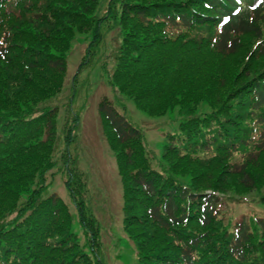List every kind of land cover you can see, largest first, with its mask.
Instances as JSON below:
<instances>
[{"label": "trees", "instance_id": "1", "mask_svg": "<svg viewBox=\"0 0 264 264\" xmlns=\"http://www.w3.org/2000/svg\"><path fill=\"white\" fill-rule=\"evenodd\" d=\"M16 1L17 14L0 18V264H90L82 259L87 254L74 249L67 232L68 219L59 215L58 203L49 200L39 206L40 190L37 195L30 189V176L24 172V162L49 146L51 139L44 137L45 130L52 134L51 123L44 124L46 115L37 108V83L64 73V56L76 32L90 31L92 46L100 41V31L106 26L117 27L115 34L117 40H122L121 49L134 35L137 49L161 44L184 56L182 51L191 53L194 47L208 46L218 56H226L222 60H228L240 50V37L261 38L264 6L253 13L245 8L234 16L233 0H110L106 12L96 15L100 0ZM224 17L229 20L220 25ZM135 51L122 49L113 78L119 74L121 78H144L147 73L145 78L163 76L175 83L165 70H146L144 66L133 70L130 61L136 58ZM25 53L34 57L20 62ZM261 57L264 48L247 56L248 70L242 72V78L246 74L247 79L242 84L222 85L225 99H203L216 111L200 114L196 116L200 121L183 127L186 138L181 139L182 145H166V169L158 172L142 166L128 174V193L137 188L141 198L137 212L127 216L129 223L138 221L136 229H146L151 237L159 239L155 241L161 246L160 252L147 254V264H264V219H257L253 229L244 220L224 222V213L218 207L222 197H226L225 190L207 185L205 179L209 170L212 176L207 178L214 177L219 182L225 176L222 185L236 179L241 190L251 189L257 180L264 181V174L255 169L256 157L250 154L246 142V122L251 120L261 130L253 147H257V156H264V69H254L248 62ZM53 87L46 89L49 95ZM176 89L166 100L170 101L167 107L178 98L180 88ZM30 97H34L32 102ZM19 102L20 107L15 108ZM45 112L48 117L49 110ZM100 112L124 149L139 138V131L113 110L107 112L101 107ZM198 139L212 148V156L202 157L198 150H189V143L201 145ZM132 157L125 154L126 167L132 164ZM169 160L183 161L202 172L199 177L187 178L179 168L170 166ZM44 161L37 157L32 167L39 169ZM19 195L27 197L17 208L15 197ZM261 202L264 204V194ZM50 205L54 207L47 209ZM131 210L128 206L127 211ZM125 223L128 227L126 217Z\"/></svg>", "mask_w": 264, "mask_h": 264}, {"label": "rangeland", "instance_id": "2", "mask_svg": "<svg viewBox=\"0 0 264 264\" xmlns=\"http://www.w3.org/2000/svg\"><path fill=\"white\" fill-rule=\"evenodd\" d=\"M109 4L110 0H100L94 13L97 15L106 10ZM115 35L109 26L104 27L100 43L90 48L91 33L76 32V42L67 52L64 62V73L46 82L36 81L38 85L34 89L39 93L35 97L37 108L46 115L44 124L51 123L52 134L48 135V129L45 130L44 137L50 136L51 139L49 146L24 162L27 165L24 172L30 176V189L37 195L40 190L39 206H44L49 200L58 203L59 215L68 219L70 227L67 232L74 249L80 248L87 253V257L82 259L89 260L90 264H147L148 261L144 262L147 254L160 252L161 246L155 241L159 239L151 237L146 229H136L138 221L133 219L132 225L129 223L127 216L137 212L141 198L137 188L128 193L127 176L142 166L158 172L166 169L165 157L169 150L165 141L171 143L173 136L180 135L177 128L181 124L189 128V123L201 120L196 116L214 114L212 112L216 110L203 99L212 100L219 96L225 99L226 91L222 85H240L247 79L246 74L242 78V72L248 70L246 56L257 40L240 37L242 46L237 54L222 60L226 56H218L207 46L201 49L194 47L191 53L182 51V56L173 47L161 44L137 49L134 35L129 37L122 49H137L136 58L130 61L133 70L136 66H144L146 70L149 67L165 70L168 78H174L175 83H170L163 76L145 78L147 73L144 78L143 75L140 78H121L120 74L113 78L116 58L122 51V40H117ZM248 62L254 69H264V57ZM52 86L49 95L46 89ZM177 87L180 88L179 96L171 107H167L170 101L166 100L177 91ZM33 99L30 97V102ZM19 107L20 102L15 108ZM101 107L105 111H116L138 129L139 138L124 149L99 112ZM44 110H49L48 117ZM246 127L249 137H252L253 121H248ZM242 129L244 131V127ZM189 150H198L202 157L213 155V151L202 143L193 144ZM126 153L133 155L132 164L127 167ZM258 154L255 155V169L264 174V156ZM37 157L45 161L39 169H34L32 163ZM183 163L169 160V165L179 168L187 178L199 177L200 169ZM210 176L212 174L208 170L205 177L207 185L225 190L226 197H222L225 207H221L226 212L223 220L239 221L242 217H254L250 224L255 228L254 219L264 218V204L261 202L264 181L257 180L251 189L241 190L235 184L238 183L236 179H229L231 181L222 185L221 179H227L225 176L219 182L214 177L207 178ZM26 197H15L17 208L25 203ZM128 206L132 209L130 213ZM52 207L50 205L47 209ZM9 215L14 216L13 213Z\"/></svg>", "mask_w": 264, "mask_h": 264}]
</instances>
